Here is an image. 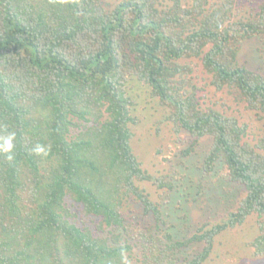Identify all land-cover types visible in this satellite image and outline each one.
Instances as JSON below:
<instances>
[{"label": "trees", "instance_id": "16d2710c", "mask_svg": "<svg viewBox=\"0 0 264 264\" xmlns=\"http://www.w3.org/2000/svg\"><path fill=\"white\" fill-rule=\"evenodd\" d=\"M251 39L264 40V1L0 0V144L14 134V159L0 151V264H204L253 215L249 246L264 257V73L239 62ZM133 81L188 135L182 155L211 139L203 171L240 188L237 207L188 238L163 229L139 187L172 183L134 153ZM133 203L153 222L134 221Z\"/></svg>", "mask_w": 264, "mask_h": 264}, {"label": "rangeland", "instance_id": "374dc122", "mask_svg": "<svg viewBox=\"0 0 264 264\" xmlns=\"http://www.w3.org/2000/svg\"><path fill=\"white\" fill-rule=\"evenodd\" d=\"M262 1L264 0H237L243 12L250 11ZM239 62L252 71L264 73V40L246 41L239 54ZM197 73L200 78L206 77L202 74L201 65ZM129 91L135 103L136 121L131 126L134 133V153L142 169L153 177L166 178L172 183V188L161 189L151 182L139 183L140 188L146 189L150 199L159 204L168 223L163 229L175 233L176 238L185 239L192 236L201 223L219 222L230 210L237 207L241 191L238 185L227 180L225 171L219 170L221 168L208 175L203 171L204 159L212 144L211 139H201L194 151L183 156L182 151L190 145L189 137L185 131H178L166 120L169 113L151 95V90L142 83L133 81ZM208 91L207 94L213 98L211 103L219 102L218 108L222 109L221 104L224 101L232 107L235 106L227 93L216 94L212 88ZM243 121L250 123L252 120L245 117ZM253 126L255 123L251 124L252 131ZM130 213L135 216L134 221L139 220L141 225L153 222L151 215H145L140 203H133ZM87 221L90 224L88 219ZM131 221L129 218L130 223ZM131 230L137 233L132 224ZM257 235V219L253 215L243 224L219 235L214 252L204 264H264V257L256 256L249 246ZM130 240L131 243L134 242ZM200 249L199 245L191 244L184 251L191 254Z\"/></svg>", "mask_w": 264, "mask_h": 264}, {"label": "clouds", "instance_id": "9594fccd", "mask_svg": "<svg viewBox=\"0 0 264 264\" xmlns=\"http://www.w3.org/2000/svg\"><path fill=\"white\" fill-rule=\"evenodd\" d=\"M13 140L14 134H9L6 138L3 139L2 144H0V151H3L6 154V159L8 161H12L14 159ZM34 150L37 154L44 152V149L41 146H37Z\"/></svg>", "mask_w": 264, "mask_h": 264}]
</instances>
